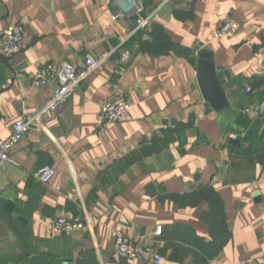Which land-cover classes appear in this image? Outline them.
Instances as JSON below:
<instances>
[{
  "label": "crops",
  "instance_id": "obj_1",
  "mask_svg": "<svg viewBox=\"0 0 264 264\" xmlns=\"http://www.w3.org/2000/svg\"><path fill=\"white\" fill-rule=\"evenodd\" d=\"M140 17L150 18L154 40L136 30ZM228 18L239 29L215 38ZM15 23L25 25L27 48L0 57L2 138L52 95L56 84L34 83L43 66L83 67L119 46L130 59L116 53L61 116L48 112L13 147L0 198L27 223L0 202V264H149L115 261L113 229L152 245L162 264H199L202 241L213 239L209 203L186 197L206 187L223 201L230 232L207 264H264V114L241 112L264 103V0H0V32ZM199 45L230 73V108L216 111L203 96ZM116 97L129 101L132 118L101 128V105ZM44 165L56 169L49 183L33 177ZM61 214L83 217L85 228L52 233L48 223Z\"/></svg>",
  "mask_w": 264,
  "mask_h": 264
},
{
  "label": "built area",
  "instance_id": "obj_2",
  "mask_svg": "<svg viewBox=\"0 0 264 264\" xmlns=\"http://www.w3.org/2000/svg\"><path fill=\"white\" fill-rule=\"evenodd\" d=\"M120 15L124 16L122 12ZM149 27L150 18L140 17L138 19L137 31H146ZM238 29L239 23L234 18H228L214 32V37H225L235 33ZM26 38L27 31L23 23H15L3 29L0 32V57L10 58L24 51L27 48ZM116 53L120 54L121 62L129 61V50L119 46L99 55H88L83 67H77L68 61L62 62L58 67L53 64L43 66L35 75L34 83L40 86H53L54 84L56 86L52 95L46 99L38 112L25 114L14 123L12 133L8 137H0V168L7 166L11 160L13 147L24 138L34 125L40 122L44 115L54 112L57 116H61L65 103L77 92L79 86ZM252 90L251 86L247 87V92H252ZM241 112L245 115L260 117L264 114V103L253 100L242 107ZM131 118V104L124 97L108 99L101 105V128L113 123L128 122ZM55 175L56 169L50 165L40 166L33 172V177L43 183L51 182ZM85 226L86 222L83 217L67 214L52 217L48 223L52 233L65 235L77 233ZM160 233L161 227L157 230V234ZM111 237L114 241L113 259L115 261L139 260L149 264L163 263V255L155 251L152 245L135 241L121 229H113Z\"/></svg>",
  "mask_w": 264,
  "mask_h": 264
},
{
  "label": "water",
  "instance_id": "obj_3",
  "mask_svg": "<svg viewBox=\"0 0 264 264\" xmlns=\"http://www.w3.org/2000/svg\"><path fill=\"white\" fill-rule=\"evenodd\" d=\"M196 50H198L199 56L197 76L204 98L216 111L230 108L231 102L224 89L226 79L230 77L229 71L218 70L212 50L203 48L200 45L196 47ZM0 202L3 204L7 213L13 214L22 225H26V219L15 213L14 203L5 201L3 198H0Z\"/></svg>",
  "mask_w": 264,
  "mask_h": 264
},
{
  "label": "trees",
  "instance_id": "obj_4",
  "mask_svg": "<svg viewBox=\"0 0 264 264\" xmlns=\"http://www.w3.org/2000/svg\"><path fill=\"white\" fill-rule=\"evenodd\" d=\"M139 32V34L146 33L150 39H155L154 31L140 30ZM186 199H188V202L191 204L197 203L201 200H206L209 203V209L204 213V219L210 223V234L213 239L208 243H205L204 240L202 241L204 243L200 246L202 257L198 260L199 264H207V260L213 258L219 252L230 236L226 223L223 201L217 192L211 187H206L198 193L186 197ZM199 239L202 240L200 237ZM77 264L87 263L81 261Z\"/></svg>",
  "mask_w": 264,
  "mask_h": 264
}]
</instances>
